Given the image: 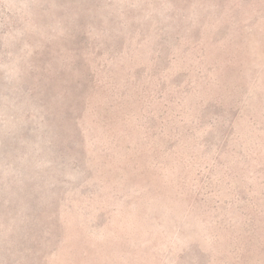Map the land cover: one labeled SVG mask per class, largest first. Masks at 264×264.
<instances>
[{"label": "rangeland", "instance_id": "rangeland-1", "mask_svg": "<svg viewBox=\"0 0 264 264\" xmlns=\"http://www.w3.org/2000/svg\"><path fill=\"white\" fill-rule=\"evenodd\" d=\"M0 264H264V0H0Z\"/></svg>", "mask_w": 264, "mask_h": 264}]
</instances>
